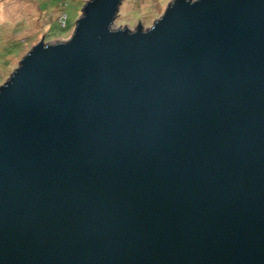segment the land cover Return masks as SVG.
Wrapping results in <instances>:
<instances>
[{
  "label": "water",
  "instance_id": "obj_1",
  "mask_svg": "<svg viewBox=\"0 0 264 264\" xmlns=\"http://www.w3.org/2000/svg\"><path fill=\"white\" fill-rule=\"evenodd\" d=\"M121 2L0 86V264H264V0Z\"/></svg>",
  "mask_w": 264,
  "mask_h": 264
},
{
  "label": "rangeland",
  "instance_id": "obj_2",
  "mask_svg": "<svg viewBox=\"0 0 264 264\" xmlns=\"http://www.w3.org/2000/svg\"><path fill=\"white\" fill-rule=\"evenodd\" d=\"M89 0H0V86L33 46L63 43L72 36ZM172 0H122L113 29H149Z\"/></svg>",
  "mask_w": 264,
  "mask_h": 264
}]
</instances>
